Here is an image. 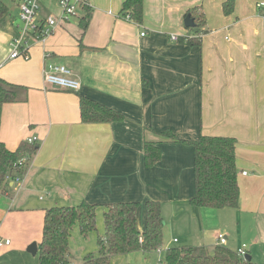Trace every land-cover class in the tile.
I'll return each mask as SVG.
<instances>
[{
    "label": "crops",
    "instance_id": "0c3cea01",
    "mask_svg": "<svg viewBox=\"0 0 264 264\" xmlns=\"http://www.w3.org/2000/svg\"><path fill=\"white\" fill-rule=\"evenodd\" d=\"M88 1L78 19L60 25L44 41H32L26 58L9 57V42L18 34V7L17 0L10 1L11 7L5 2L0 78L27 89L25 98L3 104L0 141L10 150L30 136L39 141L20 189L12 180L0 189V224L8 220L26 228L14 243L0 236L9 239L0 248L11 253L31 242L38 246L44 210L81 201L98 205L100 234L104 204L136 201L142 231L144 203L156 200L167 247L180 238L182 245L212 249L223 233L225 246L235 251L246 244L243 232L255 229L248 233L246 251L258 262L264 251V0H232L230 13L223 9L229 0H143L140 23L122 15L124 0ZM40 4V17L59 14L57 0ZM187 13L201 16L203 25L194 20L196 25L186 28ZM48 63L69 68L80 88L46 87L42 70ZM81 96L120 112L123 119L84 122ZM166 130L181 140H167ZM200 134L235 138L237 207L189 203L194 193L191 141ZM145 141L155 142L161 152L149 167L143 160ZM21 262L28 264L24 256Z\"/></svg>",
    "mask_w": 264,
    "mask_h": 264
},
{
    "label": "trees",
    "instance_id": "16d2710c",
    "mask_svg": "<svg viewBox=\"0 0 264 264\" xmlns=\"http://www.w3.org/2000/svg\"><path fill=\"white\" fill-rule=\"evenodd\" d=\"M225 13L232 11V0L223 4ZM8 7L0 0V18ZM143 0H124L121 13L129 14L140 23L142 21ZM188 14V13H187ZM186 14V15H187ZM190 14V13H189ZM193 14V12H192ZM191 15V14H190ZM193 17V16H192ZM197 26L203 20L194 14ZM191 43L193 39L186 38ZM194 43V42H193ZM26 86L8 82L0 78V116L4 103L17 102L24 97ZM80 116L84 122H109L123 119V115L111 108L86 97H79ZM167 140H181L171 131H164ZM194 149V193L189 203L200 208H234L239 203V185L235 161L236 140L231 136L200 134L191 141ZM143 160L152 166L161 158L158 145L145 141ZM38 144L21 141L15 150H10L0 141V189L9 174H23L25 163L34 155ZM28 157L26 162H22ZM97 204L81 201L77 205L52 206L44 210L42 235L38 243V264H71L70 239L74 227L82 237L96 230ZM102 234L96 238L97 254L87 253L81 264H110L112 255L127 254L134 251L150 252L163 243L161 205L156 200L144 203L145 225L142 231L137 226L139 203L124 201L104 204ZM164 264H262L246 260L236 251L226 246L215 245L212 249L205 246L176 245L165 249Z\"/></svg>",
    "mask_w": 264,
    "mask_h": 264
},
{
    "label": "built area",
    "instance_id": "2783aa9c",
    "mask_svg": "<svg viewBox=\"0 0 264 264\" xmlns=\"http://www.w3.org/2000/svg\"><path fill=\"white\" fill-rule=\"evenodd\" d=\"M261 5V4H260ZM59 14H50L45 17H40V0H17L18 7V34L15 35L9 42L10 58L27 57L28 49L32 41L41 40L50 35L57 27L69 22L72 18L78 19L80 11L89 6L88 0H57ZM127 19L134 21L129 14L125 16ZM135 22V21H134ZM144 32L141 33L143 35ZM176 40L177 35L171 36ZM43 82L48 88H58L63 90L77 91L80 88L78 79L72 76V72L63 64L48 63L44 65L42 70ZM30 144L38 143L36 136H30L26 139ZM28 157H24L22 162H26ZM6 180H12L22 185V175L14 176L7 175ZM226 236L223 233H218L216 245L225 246ZM176 241V239H174ZM9 244V239H0V247ZM246 244L243 243L235 251L238 255L245 258L247 255ZM157 252L160 247L154 249ZM161 264V263H158Z\"/></svg>",
    "mask_w": 264,
    "mask_h": 264
},
{
    "label": "rangeland",
    "instance_id": "374dc122",
    "mask_svg": "<svg viewBox=\"0 0 264 264\" xmlns=\"http://www.w3.org/2000/svg\"><path fill=\"white\" fill-rule=\"evenodd\" d=\"M11 0H5V2L9 5V7L12 6ZM16 14V11L14 12ZM18 22L19 19H18ZM26 165V163H25ZM16 186V187H15ZM13 187L16 191H18V184L14 183ZM20 189V188H19ZM14 190V191H15ZM103 224V223H102ZM100 225L98 222H96V230L90 232L88 236L81 237L78 232L72 233L71 237V243H70V250L72 253V259L71 264H81L83 260V256L87 253H91L93 255L97 254V244H96V238L97 235L100 234ZM26 230L25 226L18 225V224H12L10 221L7 220L5 224L2 225V221L0 224V236L1 237H8L11 241L14 243V237L19 236L21 233H23ZM249 229L248 233H250ZM252 231H255L253 229ZM179 233V232H176ZM245 231L243 232L244 241L250 243L249 241V234ZM260 233L263 234L264 230L261 229ZM165 235L168 237V233H165ZM179 238L178 234H172ZM247 235V236H246ZM163 243L160 246L161 250L157 252L156 250H152L148 252L147 254L141 253V251H134L127 254H121V255H112L110 258V264H164V257H165V248L167 247L164 243L166 241V237H164ZM261 244L264 245V240L262 236L260 237ZM165 240V241H164ZM180 242L175 243L172 245H182V240L179 238ZM261 246V245H260ZM229 249H233V246L231 244H228ZM264 250V246L261 247ZM247 249V248H246ZM26 257L28 260V264H38V256L32 255L30 252L27 251V245L20 246L17 248H14V250L11 253H7L4 251V248H0V264H22L21 258ZM258 262L264 263V251L261 252L258 256ZM255 259V258H254Z\"/></svg>",
    "mask_w": 264,
    "mask_h": 264
},
{
    "label": "water",
    "instance_id": "95a60500",
    "mask_svg": "<svg viewBox=\"0 0 264 264\" xmlns=\"http://www.w3.org/2000/svg\"><path fill=\"white\" fill-rule=\"evenodd\" d=\"M183 23H184V26L186 28H188V27L192 28V27H194L196 25L195 22H194V18L189 13L185 16V18L183 20ZM37 248H38L37 243L36 242H31L27 246V251L30 252L32 255H35L37 253ZM245 259L246 260H250L251 259L250 255L247 254L245 256Z\"/></svg>",
    "mask_w": 264,
    "mask_h": 264
}]
</instances>
